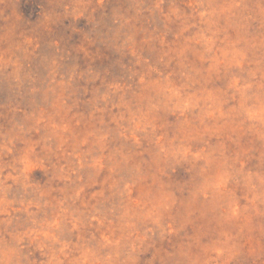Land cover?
<instances>
[{
  "label": "rangeland",
  "instance_id": "obj_1",
  "mask_svg": "<svg viewBox=\"0 0 264 264\" xmlns=\"http://www.w3.org/2000/svg\"><path fill=\"white\" fill-rule=\"evenodd\" d=\"M193 2L90 0V10L95 9L93 16L106 25V36L99 35L100 24L93 27L72 17L47 29L37 28L47 0L0 2V228L5 219H10L24 230L31 212L53 223L67 209L80 216L83 223L76 231L63 233L62 239L68 243L65 251L79 247L86 256L87 249L99 248L103 243L107 247L100 248V255L121 253L113 264H161L159 257L181 248L198 230L206 232L200 237L201 244L215 240L217 231L210 225L202 229L201 225L222 210L225 198L221 196H209L207 201L191 205V196L186 193L185 208L174 212L183 214L198 206L208 213L186 225L181 236L173 233L168 215L160 218L161 227L153 228L151 239L144 238L142 223H136L133 233L120 219L128 202L119 189L130 179L150 173L169 148L182 145L188 150L191 146L194 155L200 150L220 149L245 173H264V142L251 129V120L241 124L243 117L238 111L244 95L258 92L264 84V28L250 21L246 27L234 24L224 30L228 19L224 15L215 22L205 21L198 14L178 19L180 12H192ZM205 2L224 14L235 0ZM116 16L132 17L130 27L118 31L112 24ZM124 31L132 35L131 41L120 39ZM14 67H19L28 79L18 83L11 75ZM34 85L40 88L35 95L29 91ZM165 95L182 98L186 103L193 97H211L207 103L201 100L186 115L193 129L210 128L216 135L201 138L198 130L190 135L180 130L178 113L168 110L174 104L158 113L150 112L149 102L155 103ZM249 113L254 114L255 109L249 107ZM33 124L40 130L24 131ZM136 125L143 126L144 131H136ZM46 136L51 139H41ZM29 151L32 155L28 163L39 158L46 167L50 160L70 176L67 182L53 185V191L39 197L40 210L28 203L33 196L23 194L13 183L15 158ZM94 163L106 166L97 174L90 167ZM189 167L184 163L175 165L171 183L184 184ZM31 179L43 185L46 177L36 168ZM5 184L11 186L7 204ZM249 188L242 175L229 185L228 196L237 201L233 207L237 215L241 206L247 207L254 193L260 191ZM147 191L148 185L141 181L132 186L130 198L140 203ZM73 196L74 200L65 199ZM22 199L23 205L19 202ZM92 216L96 218L89 223ZM224 228L233 234L243 229L264 244V204L257 200L253 209ZM130 241L132 247L139 245L135 253L128 252ZM30 250L33 264H50L49 247L34 243ZM60 259L65 264L64 258ZM82 264L90 262L85 258ZM231 264H264V256L244 254Z\"/></svg>",
  "mask_w": 264,
  "mask_h": 264
},
{
  "label": "clouds",
  "instance_id": "obj_2",
  "mask_svg": "<svg viewBox=\"0 0 264 264\" xmlns=\"http://www.w3.org/2000/svg\"><path fill=\"white\" fill-rule=\"evenodd\" d=\"M90 7V0H47V3L42 6V11L38 17L37 28L41 30L47 29L51 24L61 19L72 17L78 19L81 23H88L93 27L96 24H100L99 35L106 36L107 34L103 31L106 25L93 16L92 13L95 9L91 8L90 10ZM190 7L192 9L191 13L180 12L177 18L183 17L187 19L194 14H198L205 21L213 20L215 22L217 18L224 15L228 17L225 21L224 30L233 27L234 24L246 27L250 21H256L264 28V0H250V2L235 0L228 13L224 14H221L219 9L214 8L212 4L206 3L205 0H194ZM131 19L132 17L130 16H116L112 20V24L119 31L130 27L129 21ZM120 39L128 42L132 40V35L124 31L120 33ZM11 75L18 83L28 79L27 74L21 71L19 67H14ZM259 87L260 90L258 92H254L252 95H244L238 111L243 117L241 124L251 120V129L257 134L258 139L264 142V84ZM29 91L35 95L40 92V88L34 85ZM106 98L103 97L102 99ZM211 99V97L205 98L203 96L193 97L186 103L182 98L177 99L165 95L155 103L150 101L149 111L158 113L165 109L167 105L174 104V108L168 110L178 113L177 121L180 130L188 135L194 130H198L201 138L207 137L210 139L216 135V132L210 128L193 129L192 122L188 119L186 113H192L193 109L199 106L201 100L207 103ZM249 107L255 109V113L258 114H250ZM206 115V112L202 114L201 124H203V118ZM181 117H184V119L181 120ZM40 127H44V125H40ZM33 130L39 131L40 128L33 124L24 129L27 132ZM135 130L142 133L144 127L136 125ZM192 138L195 139L196 137ZM41 139H51V136L42 137ZM31 155L32 153L29 151L15 158V162L12 165L15 172L13 183L19 186L23 194L33 196V199L28 201V203L35 204L36 209L40 210L42 205L39 197H43L53 191V185H57L61 181L67 182L70 176L65 168L52 163L50 160L46 167L39 158L33 163H28V158ZM45 159L48 158L45 157ZM181 163L190 165L187 169L190 175L184 184L173 185L170 180V174L175 172V165H180ZM105 166V164L98 163L90 165L97 174L100 168ZM36 168H40L46 177L43 185L34 183L31 179L32 172ZM238 175L243 176L245 183L250 186V191L255 189H260V191L258 194L254 193L247 207L241 206L237 215L233 212V207L237 201L228 196V189L229 185L235 182V177ZM218 177L219 183H217ZM141 181L148 185V191L144 193L141 202L137 203L131 200L130 192L132 186ZM10 187L5 184L3 188L6 204L8 203L7 196ZM119 192L121 197L128 202L127 208L120 218L121 221L133 233L136 231V223H142L145 239H151L153 228L161 227L159 221L164 215L169 216L171 224L174 225L173 233L177 236L184 234L183 229L186 225L192 224L194 220L207 215L208 210H201L198 206L191 207L190 210L185 211L183 214L173 211L174 209L185 208L184 197L186 193L191 196V200L188 202L191 205H198L202 200L207 201L209 196L225 198L223 204L220 205L222 210L219 214L213 216L205 225H201L202 229L210 225L217 231L215 240L210 241L208 244H201L200 237L206 235V232L198 230V233L189 238L181 248L166 254L164 257H159L161 264L164 261H168L171 264L174 260L177 261V264H231L232 261L244 254H247L248 257L264 256V244L259 243L255 236L249 235L243 229L233 234L224 228L225 225L243 217L249 209H253L257 200L264 204V173H245L237 167L235 159H229L225 156L223 150L217 149L209 152L200 150L199 155H194L191 146H189L188 150H185L182 145L169 148L162 152L150 173L147 175L140 174L130 179L123 184ZM65 199L74 200L75 197H66ZM19 202L22 205L25 203L23 199ZM63 202L61 201L60 203L63 204ZM44 203L50 202L44 201ZM25 211H27L26 208ZM92 218L96 217L92 216L89 219V223ZM28 223L29 226L27 228L20 230L10 219L3 221V227L0 228V264H33L30 259V246L34 243L37 247H49L52 250L50 264H61V257L64 258L65 264H82L85 258L89 260L90 264H113L115 258L121 255V253L115 251L111 255H100V248L107 247L103 243L100 244L99 248L87 249L86 256L82 248L79 247H74L66 252L65 249L68 248V243L62 239L63 233L65 231H76L78 225L83 223L80 216L68 212L67 209H64L57 218H54L53 223H49L48 219H38L36 218V213L31 212L28 215ZM150 224L152 227L149 226ZM164 230H167L166 225ZM45 232L49 234L45 236ZM241 232H244V234L242 235ZM131 244L132 242L130 241L128 252L135 253L139 245L132 247ZM194 249H198V251H194ZM72 252H81V255H72Z\"/></svg>",
  "mask_w": 264,
  "mask_h": 264
}]
</instances>
